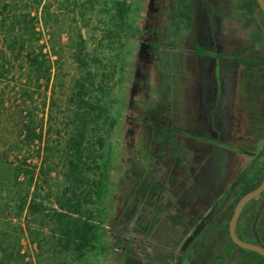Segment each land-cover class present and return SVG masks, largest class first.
<instances>
[{
    "label": "rangeland",
    "instance_id": "rangeland-1",
    "mask_svg": "<svg viewBox=\"0 0 264 264\" xmlns=\"http://www.w3.org/2000/svg\"><path fill=\"white\" fill-rule=\"evenodd\" d=\"M114 1L92 0L91 5L87 0H44L50 5V15L46 17L48 25L40 20L42 43H46L49 55L52 50L57 52L49 56L51 62L59 60L49 86L30 79L15 61L11 72L0 74V157L9 152L14 159L10 146L31 114L38 130L41 126L44 129L43 141L24 145V151L38 167L48 155L46 164H42L46 177L39 170L37 176L39 191L52 206L55 194L68 185L62 150L74 128L69 99L75 79L87 69L97 74L93 98L104 102L118 91L125 96L133 92V84L119 85L117 77L101 84L102 71L112 57L108 47L102 46L106 44L109 19L102 10L109 8L112 12ZM174 1L175 11L166 19L159 46L160 63L149 67L152 85L147 92L134 88L133 107L116 127V159L124 161L129 174L127 188L117 187L110 197L123 218L115 232L128 239L114 243L117 250L101 255L99 264H177L189 233L184 224L175 221V215L185 212L196 219L208 215L238 175L250 172L264 156V70L249 68L247 73L227 66L228 59L222 58L231 43L224 34L249 39L243 41L249 51L264 54V48L252 42L264 38L263 13L258 8L250 10L246 0H201L196 10L191 0ZM23 3L33 4V14L41 15L34 0ZM137 4L133 5V16L150 2ZM79 33L87 40L86 69L75 58ZM149 59L146 65H153L156 58ZM140 61L141 65L145 62ZM156 97H162V106L156 110L160 118L151 113ZM193 133L211 136V140H196L191 137ZM44 146L51 149L47 151ZM239 148L244 154L237 152ZM50 167L55 169L48 172ZM239 189L237 185L235 190ZM7 195L6 191L0 193L1 202L7 201ZM232 199H227L216 218ZM12 213L6 215L18 224L25 222V218ZM244 231L251 234L244 239L256 242L258 237L264 243V195L247 210ZM22 236L24 249L36 257L38 264L77 263L72 256L46 259L26 233Z\"/></svg>",
    "mask_w": 264,
    "mask_h": 264
},
{
    "label": "trees",
    "instance_id": "trees-1",
    "mask_svg": "<svg viewBox=\"0 0 264 264\" xmlns=\"http://www.w3.org/2000/svg\"><path fill=\"white\" fill-rule=\"evenodd\" d=\"M144 1L116 0L112 12L109 8L102 10L109 16L104 35L106 44L102 46L108 47L112 57H109V66L102 71L101 84L117 77L119 85L126 82L133 84V92L125 96L118 91L115 96L104 98V102L93 98L97 74L87 69L75 79L69 99L74 128L62 150L67 169L64 177L68 185L55 194L53 206L42 197L37 176L39 170L46 177L44 165L48 155L43 157L38 167L24 151V145L29 147L35 141H43L44 129L41 126L38 130L31 114H28L29 120L23 121L16 140L10 146L15 153L14 159L9 152L0 157V193L6 191L8 194L7 201L0 200V264H38L36 257L24 249L22 233H26L31 244L46 254V259L72 256L76 264H99L101 255L111 254L117 250L115 244L123 238L128 239L124 234L115 232L117 227H121L123 218L119 217L110 197L117 187L121 190L127 188L129 174L124 161L116 159V127L133 107L134 88L137 92L150 89L153 72L149 67L160 63L159 46L165 35V22L175 11L174 0H157L154 7H158L160 14L153 25L151 12L154 7L150 5L133 16V5ZM246 1L250 10L260 9L257 0ZM22 2L0 0V74L11 72L15 61L30 79L38 84L43 81L48 87L59 60L51 62L49 58L52 53L56 55L55 50L50 55L45 52L47 45L42 43L43 31L39 25L41 19L48 25L46 17L50 15V5L44 0H34L40 15V12L33 14V4ZM87 2L93 4L92 0ZM148 38L149 55L143 50L144 41ZM262 41L264 43L261 37L260 47L264 48ZM86 48L87 40L79 33L75 58L82 69L89 65L84 54ZM153 57L156 58L153 65H146L150 60L148 58ZM238 57L239 64L255 60L249 50L247 55L241 51ZM141 59L145 60L143 65ZM260 70H264V54H260ZM161 99H154L151 110L159 118L161 114L156 110L159 105L162 106ZM51 103L55 104L54 100ZM161 132L166 133L164 130ZM44 149L49 151L51 148L44 146ZM38 153H41L40 145ZM252 167L250 172L246 170L238 175L236 181L216 199L208 215L200 219L192 218L185 212L175 215V221L184 224L186 233H189L177 256L178 264H264L263 255L239 246L229 232V219L237 201L264 178V156ZM48 169L51 172L55 168ZM237 185L240 188L238 191L235 190ZM230 197L233 198L231 203L216 218ZM248 208L246 206L238 219L237 232L241 238L251 237L250 232L244 231ZM7 212L25 218V222H14L6 215ZM255 239V243L264 245L261 239Z\"/></svg>",
    "mask_w": 264,
    "mask_h": 264
},
{
    "label": "flooded vegetation",
    "instance_id": "flooded-vegetation-1",
    "mask_svg": "<svg viewBox=\"0 0 264 264\" xmlns=\"http://www.w3.org/2000/svg\"><path fill=\"white\" fill-rule=\"evenodd\" d=\"M150 6L151 7H154L157 3V0H150ZM190 3H192V7L196 10V9H199V7L201 6L200 3H201V0H191ZM159 9L158 7H154V10L151 12L152 14V24L154 23V21L156 20V17L160 14L159 13ZM154 25V24H153ZM225 36L229 37L228 40H230L231 43H229V48L226 49L223 54L225 55V57H222V58H227L228 59V63H227V66H231V68H237V69H240L244 72H247L248 68L250 67V69H255V70H258L260 72V53H255L253 50H251L250 52L253 53V56H255V60L254 61H245L244 63H240L239 64V60H238V54L242 51L243 54L247 55V51L249 50V48L246 47V44L243 43L244 42H247L249 41V39H243L242 36H238V37H235L233 38V36H229L228 34H224ZM147 41V42H146ZM201 42V41H200ZM252 42L255 44V45H259L260 47V39H253ZM149 44H150V38H148L147 40L144 41V47H143V50L145 52H147V55H149L151 53V50H150V47H149ZM202 44V43H200ZM201 51V46H199V50H198V55H199V52ZM221 58V57H220ZM149 59V58H148ZM176 129H174L175 131ZM166 131V130H165ZM192 138L196 139V140H201V139H204L205 141H210L211 140V136H201L200 134L199 135H194V133L191 135ZM196 137V138H195ZM237 152L241 153V154H244L242 151H240V148L237 149ZM262 158V157H261ZM228 189V188H227ZM264 192V191H263ZM263 194V193H262ZM261 194V196H262ZM241 198V197H240ZM260 198V196L258 198H255L253 199L251 202H249L248 204H246V206H249V208H251L254 203ZM238 202V201H237ZM237 204V203H236ZM236 206V205H235ZM246 206L244 207V209L242 210V212L245 210ZM235 208V207H234ZM248 208V209H249ZM241 212V213H242ZM233 214V213H232ZM241 215V214H240ZM232 216V215H231ZM240 217V216H239ZM230 220V219H229ZM238 225V223H237ZM193 228H196V226H194ZM238 233V232H237ZM244 239V238H243ZM246 240V239H245ZM249 241V240H248ZM251 242V241H250ZM255 243V242H254ZM257 244H260V243H257ZM264 244V243H263ZM262 245V244H261ZM264 246V245H263ZM178 262V260H177ZM179 263V262H178ZM177 263V264H178Z\"/></svg>",
    "mask_w": 264,
    "mask_h": 264
},
{
    "label": "water",
    "instance_id": "water-1",
    "mask_svg": "<svg viewBox=\"0 0 264 264\" xmlns=\"http://www.w3.org/2000/svg\"><path fill=\"white\" fill-rule=\"evenodd\" d=\"M257 1H258L261 11L264 13V0H257ZM263 191H264V178L262 182L256 188L246 192L244 195L241 196V198L238 200L234 208L232 216L230 217L229 232H230V235L233 241L237 243L239 246L249 249V250L256 251L264 256V246L263 245L245 240L241 238L237 233V223H238V219H239V216L242 210L244 209L246 204L251 202L253 199L261 196Z\"/></svg>",
    "mask_w": 264,
    "mask_h": 264
}]
</instances>
